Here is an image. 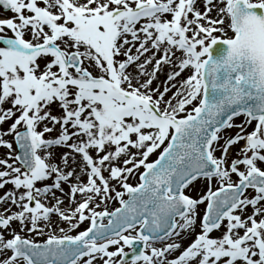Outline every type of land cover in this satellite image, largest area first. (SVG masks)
Masks as SVG:
<instances>
[{
    "label": "snow or ice",
    "instance_id": "obj_1",
    "mask_svg": "<svg viewBox=\"0 0 264 264\" xmlns=\"http://www.w3.org/2000/svg\"><path fill=\"white\" fill-rule=\"evenodd\" d=\"M0 264H264V0H0Z\"/></svg>",
    "mask_w": 264,
    "mask_h": 264
}]
</instances>
